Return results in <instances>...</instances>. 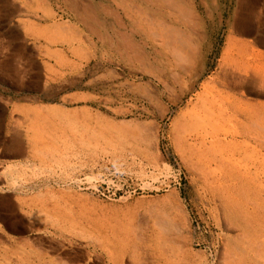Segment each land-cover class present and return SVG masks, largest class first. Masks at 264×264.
<instances>
[{
    "label": "rangeland",
    "instance_id": "rangeland-1",
    "mask_svg": "<svg viewBox=\"0 0 264 264\" xmlns=\"http://www.w3.org/2000/svg\"><path fill=\"white\" fill-rule=\"evenodd\" d=\"M45 1L57 24L77 27L62 2ZM96 1L114 10L118 29L132 34L151 60L154 50L162 51L129 27L132 20L121 7L115 13L113 0ZM42 2L0 0V264H112L108 251H117L124 240L137 243L140 252L131 251L137 259L146 256L148 264H264V257L255 256V243L264 238L257 221L246 223L237 211H225L222 198L190 164L202 157L175 131L188 100L176 101L178 84L169 74L158 79L145 72V62L122 60L105 38L115 26L105 10L104 29L84 27L78 64L60 68L59 36L44 30L51 23L44 20ZM193 2L203 22L200 82L218 65L234 18L262 0ZM131 19L146 27L144 20ZM152 91L160 102L150 97ZM163 209L175 223L166 233L155 218ZM120 258V264L132 263L127 255Z\"/></svg>",
    "mask_w": 264,
    "mask_h": 264
},
{
    "label": "bare ground",
    "instance_id": "bare-ground-1",
    "mask_svg": "<svg viewBox=\"0 0 264 264\" xmlns=\"http://www.w3.org/2000/svg\"><path fill=\"white\" fill-rule=\"evenodd\" d=\"M44 1L45 0L42 2L45 6L43 12L44 20L51 23V25L48 26L49 28L44 30L57 33V36H59V40L56 41V43L58 42L60 47L58 49L55 48L58 57L56 61L60 68L63 69L65 66L78 64L79 57L77 54L83 55L80 47L82 44L81 39L84 34V27H88L89 30H94L95 32L104 29L105 18L101 16V14L103 10H105L110 21H113L115 24L113 33H110L109 36L106 32L105 38L109 39V44L113 46L116 52L123 55L122 60L129 62H145L148 67L143 68V70L152 73L158 79L166 78V74H169L170 78L178 84L179 93H181V95H178L176 98V101L180 102L188 98L185 109L181 112L182 115H184V121L173 123L176 125L175 131L178 130L181 142H185L188 147L200 151L202 157L201 160H195L194 162L191 159L192 161L190 164H192L195 169L200 170L198 174L205 178L204 184L211 190V193L222 198L223 203H221L223 207H225V211L228 209H233V212L237 211L235 214L239 218H244L246 223L252 222L254 224L257 221L260 230L264 231V227H261V225L264 226V50L259 48V45L264 46V0H262L258 6L253 3L250 12L248 14L246 13L247 15L240 16L238 19L234 18L230 25V31L224 47L221 50L218 65H215V70L207 79L200 82L199 79L203 70V58L201 56V47L198 40L200 37L199 30L203 28V22L197 15V9L193 0H113L117 7L115 13H118L121 7L126 18L132 20V22L129 23V27L134 32L148 39L152 38L154 45L157 44L161 46L162 51H153L156 56H154L152 60L146 56L143 48L134 41L132 34L128 35L118 29V17L114 14L113 9H109L108 6V8H105V3L96 0H58L59 3L62 2L63 7L72 15V17L68 16L74 19L75 22L78 21L76 23L77 27L74 28L72 24H70V21L57 24L59 20L58 15H55L53 11L54 8L50 4H47V1ZM131 18L144 20L147 28L145 27V29L140 25V22L134 21ZM78 23L82 26V29H79ZM51 28H53V30H51ZM146 30H150L151 33L150 31L145 33ZM233 32L250 34V37L246 39L240 38L233 34ZM42 33H44V31ZM86 36L89 37V35ZM45 48L47 49V47ZM165 55L169 57L167 60ZM70 56H73V59H71ZM198 57L202 61L199 68H197ZM85 58L89 60L90 56ZM142 85L141 83L139 86ZM143 86H146V84ZM168 89L169 91L173 90L171 87H168ZM151 93V98L158 102L161 101V98H159L160 95L157 94V92L152 91ZM190 150H188V152ZM194 153H196V151L190 153V155L193 154L194 156ZM197 157L199 156L196 155V159ZM201 176L200 178H202ZM230 212L233 214L232 211ZM231 214L230 217L233 218ZM158 217L159 218L155 217L158 221V228L160 227L164 233L170 232L175 228L173 219L169 217L164 209ZM254 227L256 228L257 226L254 225ZM262 233L264 237V232ZM133 235L131 236L133 237ZM237 235L239 236V234ZM131 236L128 238H132ZM249 236L247 235V237ZM135 239L139 240L138 238ZM261 240L264 241V238ZM130 242L132 241H121L119 246H115L117 251H108L110 252L108 257L109 263L120 264L119 258L127 255L132 262L131 264H148L147 260H145L147 259L146 256L139 254V256H141L138 259L135 257L137 255L136 253L140 252V248L135 246L137 244L136 242V244ZM256 243L255 246L253 244L257 251V255L255 256L264 257V244ZM246 245L247 244H245V246ZM134 248L137 250L136 253L131 251V249L134 251ZM155 248H157L156 245ZM174 249L176 251V248ZM158 253H160V251ZM159 258L161 259L162 257L160 256ZM120 259L122 260L123 258ZM250 260L252 261V259ZM256 263L258 264V261Z\"/></svg>",
    "mask_w": 264,
    "mask_h": 264
}]
</instances>
